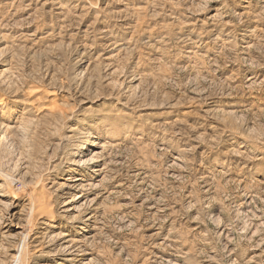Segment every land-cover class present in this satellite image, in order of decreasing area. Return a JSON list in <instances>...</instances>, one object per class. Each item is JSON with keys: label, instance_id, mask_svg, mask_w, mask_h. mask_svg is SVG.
I'll list each match as a JSON object with an SVG mask.
<instances>
[{"label": "rangeland", "instance_id": "obj_1", "mask_svg": "<svg viewBox=\"0 0 264 264\" xmlns=\"http://www.w3.org/2000/svg\"><path fill=\"white\" fill-rule=\"evenodd\" d=\"M0 170V264H264V0H0Z\"/></svg>", "mask_w": 264, "mask_h": 264}, {"label": "bare ground", "instance_id": "obj_2", "mask_svg": "<svg viewBox=\"0 0 264 264\" xmlns=\"http://www.w3.org/2000/svg\"><path fill=\"white\" fill-rule=\"evenodd\" d=\"M57 107V106H56ZM54 108V107H53ZM58 108V107H57ZM56 109V108H55ZM62 114V113H61ZM60 114V115H61ZM57 116V115H56ZM56 118V117H55ZM54 118V119H55ZM87 144H90L91 145V143H90V141L89 140H86V141H84L83 143H82V147H81V149L82 150H87L88 148H87ZM95 144V143H94ZM93 144V145H94ZM95 158H96V156H92L91 158H89V159H86V160H82V163L83 164H85V166H86V168H88L91 164H92V162H95ZM72 171V170H71ZM1 172H2V170H0V174H1ZM9 172V171H8ZM4 173V172H3ZM2 173V179H1V181H2V183H4V184H8V187H9V185H10V187L11 186H13V184L15 183V181H16V178H14V177H12V175H9V174H3ZM66 181H70L71 179H70V177L69 178H66L65 179ZM18 182H20V180L18 181ZM22 182V181H21ZM21 182H20V184H21ZM41 184L40 185H38L37 187H35V188H33V187H31V188H33V189H30V190H32L31 192H30V194H29V197H28V201H29V204H30V208H31V210H32V215L37 219L38 217H40L39 219H41V218H43L42 216H45V214L46 213H49L47 210V207H50V204L48 205V202H47V200H46V198H45V185H44V182L42 181V182H40ZM28 186V185H27ZM0 187H1V185H0ZM24 187H25V185H24ZM30 187V186H29ZM26 188H28V187H26ZM25 190V189H24ZM28 190V189H27ZM13 193V192H12ZM16 195H18V193L17 192H15L14 193V196H16ZM17 198V197H16ZM30 210V211H31ZM33 223H35V220H34V222ZM29 226V225H28ZM27 226V227H28ZM29 229L30 228H26V237H25V243L22 245V247L19 249V251H18V254H16V256H14V261H15V263L16 262H19V264H29L27 261H26V250H27V236H28V234H29Z\"/></svg>", "mask_w": 264, "mask_h": 264}]
</instances>
